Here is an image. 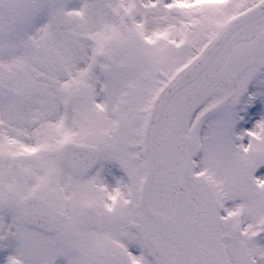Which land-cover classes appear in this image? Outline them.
<instances>
[{
    "label": "snow or ice",
    "instance_id": "snow-or-ice-1",
    "mask_svg": "<svg viewBox=\"0 0 264 264\" xmlns=\"http://www.w3.org/2000/svg\"><path fill=\"white\" fill-rule=\"evenodd\" d=\"M0 264H264V0H0Z\"/></svg>",
    "mask_w": 264,
    "mask_h": 264
}]
</instances>
